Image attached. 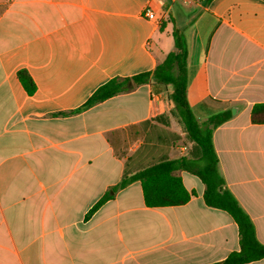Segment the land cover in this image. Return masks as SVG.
Returning a JSON list of instances; mask_svg holds the SVG:
<instances>
[{
  "label": "crops",
  "instance_id": "obj_1",
  "mask_svg": "<svg viewBox=\"0 0 264 264\" xmlns=\"http://www.w3.org/2000/svg\"><path fill=\"white\" fill-rule=\"evenodd\" d=\"M175 28L197 118L237 108L213 143L264 245V124L251 120L264 103V0H0V264H214L239 250L237 223L205 204L204 184L186 171L176 174L196 195L184 205L149 208L135 181L86 219L129 157L135 173L162 155H187L170 137L130 141L129 126L170 115L167 92L152 83L130 82L77 112L107 81L153 71L175 49ZM173 123L159 125L182 136Z\"/></svg>",
  "mask_w": 264,
  "mask_h": 264
},
{
  "label": "trees",
  "instance_id": "obj_2",
  "mask_svg": "<svg viewBox=\"0 0 264 264\" xmlns=\"http://www.w3.org/2000/svg\"><path fill=\"white\" fill-rule=\"evenodd\" d=\"M211 0H203L209 3ZM175 49L159 63L153 71L140 73L129 78H113L101 85L92 96L81 106L77 112L91 108L117 94L131 89L130 82L136 85L152 83L153 92H167V97L172 105L170 115H159L152 121H145L139 125L129 126L126 130L130 134V141L140 138L149 139L151 135L158 134V141L163 143L182 139L176 133L161 129L160 125L169 126L171 117L174 118L183 132L187 155L170 159L162 155L142 166L133 173L129 168L132 157H129L122 179L111 187L109 192L91 208L86 219L92 217L116 193L139 181L143 190L145 205L149 208L179 206L188 203L195 191H189L178 171H186L197 176L205 186L203 198L209 207L226 211L237 223L239 229L238 251L230 253L224 260L214 264H246L264 259V245L258 240L253 221L240 206L236 197L227 187L224 176L219 167V158L213 143L214 131L232 118V111L214 114L201 121L195 115L188 100V50L183 33L174 29ZM18 77L28 93H34L36 86L27 71H20ZM251 120L255 124H264V103L255 104L251 111ZM151 128V133H146ZM149 136V138H148ZM166 136V137H165ZM165 137V138H164ZM109 142L115 146L109 136ZM116 155L123 158L126 153L115 151Z\"/></svg>",
  "mask_w": 264,
  "mask_h": 264
},
{
  "label": "rangeland",
  "instance_id": "obj_3",
  "mask_svg": "<svg viewBox=\"0 0 264 264\" xmlns=\"http://www.w3.org/2000/svg\"><path fill=\"white\" fill-rule=\"evenodd\" d=\"M179 3H182V0H177ZM171 129H174V130H177L179 133H181V131H180V129H179V127H178V125H177V123H173L172 125H171V127H170ZM181 137H182V139H180V140H177V142L175 143L174 142V144L172 145L173 147V149L175 150V152H178V151H181V148L183 147V145L185 146V140H184V136H183V134L181 133ZM159 135L158 134H153L152 135V137H151V140H154V139H156L157 137H158ZM166 137V136H165ZM164 137V138H165ZM129 145H130V142H129Z\"/></svg>",
  "mask_w": 264,
  "mask_h": 264
},
{
  "label": "built area",
  "instance_id": "obj_4",
  "mask_svg": "<svg viewBox=\"0 0 264 264\" xmlns=\"http://www.w3.org/2000/svg\"><path fill=\"white\" fill-rule=\"evenodd\" d=\"M171 1H176V0H171ZM184 3H187V4H199L201 3L203 0H182ZM145 17L150 19V20H155L156 17H155V14L154 12L152 11V9L150 8H146L145 9V13H144Z\"/></svg>",
  "mask_w": 264,
  "mask_h": 264
},
{
  "label": "water",
  "instance_id": "obj_5",
  "mask_svg": "<svg viewBox=\"0 0 264 264\" xmlns=\"http://www.w3.org/2000/svg\"><path fill=\"white\" fill-rule=\"evenodd\" d=\"M236 112H237V108H233L232 109V114H236Z\"/></svg>",
  "mask_w": 264,
  "mask_h": 264
}]
</instances>
